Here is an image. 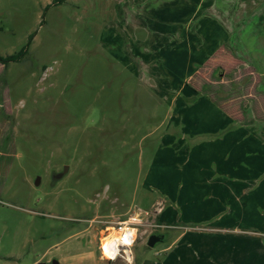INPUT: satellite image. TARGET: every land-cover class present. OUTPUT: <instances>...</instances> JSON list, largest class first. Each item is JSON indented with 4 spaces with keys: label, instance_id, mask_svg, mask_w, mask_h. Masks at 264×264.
Returning <instances> with one entry per match:
<instances>
[{
    "label": "rangeland",
    "instance_id": "374dc122",
    "mask_svg": "<svg viewBox=\"0 0 264 264\" xmlns=\"http://www.w3.org/2000/svg\"><path fill=\"white\" fill-rule=\"evenodd\" d=\"M52 2L0 0V56L35 33L26 58L0 63V264H264V148L208 156L200 148L222 136L186 128L252 105L228 81L237 76L215 70L201 90L180 75L145 76L119 58L131 56L116 7L127 0H67L42 24ZM147 7L133 9L146 25L139 40L163 35ZM182 83L176 99L162 93ZM207 163L224 169L203 172ZM143 210L131 253L109 260L113 226Z\"/></svg>",
    "mask_w": 264,
    "mask_h": 264
},
{
    "label": "crops",
    "instance_id": "0c3cea01",
    "mask_svg": "<svg viewBox=\"0 0 264 264\" xmlns=\"http://www.w3.org/2000/svg\"><path fill=\"white\" fill-rule=\"evenodd\" d=\"M127 1L128 3H118L116 7L123 9L118 11L120 19H124L119 22V28L126 31L122 26L127 23V31L132 33L131 45L127 46L132 57H119L128 68H135L137 62L132 61L133 58L139 63L137 66L141 74L162 77L159 79L164 82L168 81L164 78L169 75H180L185 78L184 83H190L195 90H201L200 78L208 82L209 75L215 70H222L224 75L231 78L237 76L232 82L228 81L232 84L239 82L247 93L252 105L246 104V111H237L239 115H232V111H229L231 115L218 118H188L190 127L186 128L190 131L208 129L210 132L205 137L217 134L222 136L221 140L203 145L200 151L207 152L208 156H216L222 151L232 154L235 151L264 148V0ZM143 3L149 6L145 10L150 16L146 18V24L150 29H161L163 34L156 39L139 40L140 37L135 35L136 31L146 26L143 21L133 20L135 5ZM121 4L128 6L121 7ZM184 83L176 91L162 84V93H172L171 100H174L183 91ZM183 113L184 110L177 118L184 131L188 123L182 116ZM232 124L230 129L234 131L227 130V126ZM200 166L203 172L213 171V167L217 170L224 169L223 166H213L212 163L198 167ZM156 205L164 204L162 200H158ZM209 217L219 219L221 216Z\"/></svg>",
    "mask_w": 264,
    "mask_h": 264
},
{
    "label": "built area",
    "instance_id": "2783aa9c",
    "mask_svg": "<svg viewBox=\"0 0 264 264\" xmlns=\"http://www.w3.org/2000/svg\"><path fill=\"white\" fill-rule=\"evenodd\" d=\"M162 209V208H161ZM161 209L157 210V213L161 212ZM141 218H137L136 216H133L129 220L121 221L116 223L115 226H113V231L115 232L114 236L110 235L108 240L109 241H116L118 245L117 247V254L115 255V258H117L118 254H120L121 250L128 255V253H131V248L136 242V238L138 237L139 234V226L142 223V216H146L148 212L146 211H141ZM140 213V210H136L135 214ZM160 227L162 228H169V227H164L161 225ZM109 230V229H107ZM103 245V244H102ZM111 247V246H109ZM101 252L102 247L100 248ZM114 259H109V260H114Z\"/></svg>",
    "mask_w": 264,
    "mask_h": 264
},
{
    "label": "trees",
    "instance_id": "16d2710c",
    "mask_svg": "<svg viewBox=\"0 0 264 264\" xmlns=\"http://www.w3.org/2000/svg\"><path fill=\"white\" fill-rule=\"evenodd\" d=\"M66 1L67 0H53V2L51 4L47 5L43 10L42 24L45 22L44 18L46 16V13L49 11V9L52 6L61 5V4L65 3ZM34 38H35V33H33L29 36L27 44L19 52L12 54V55H8V56H0V63L4 66H8L10 63L22 61L28 55L29 47L31 46ZM157 238H159V237L157 236ZM159 240H160V238H159ZM110 263L111 262H108V264H110Z\"/></svg>",
    "mask_w": 264,
    "mask_h": 264
},
{
    "label": "water",
    "instance_id": "95a60500",
    "mask_svg": "<svg viewBox=\"0 0 264 264\" xmlns=\"http://www.w3.org/2000/svg\"><path fill=\"white\" fill-rule=\"evenodd\" d=\"M69 172V167L65 166L62 172L59 173H53L52 174V181L53 184H57L58 182H60ZM159 241V238H157L156 236H151L149 241H148V246L149 247H154V245ZM55 264H58L57 262Z\"/></svg>",
    "mask_w": 264,
    "mask_h": 264
},
{
    "label": "bare ground",
    "instance_id": "6f19581e",
    "mask_svg": "<svg viewBox=\"0 0 264 264\" xmlns=\"http://www.w3.org/2000/svg\"><path fill=\"white\" fill-rule=\"evenodd\" d=\"M117 242L116 241H108L107 244L104 247V253L106 256L110 258H115V255L117 254V247H116ZM111 246V247H109Z\"/></svg>",
    "mask_w": 264,
    "mask_h": 264
},
{
    "label": "flooded vegetation",
    "instance_id": "af4514ba",
    "mask_svg": "<svg viewBox=\"0 0 264 264\" xmlns=\"http://www.w3.org/2000/svg\"><path fill=\"white\" fill-rule=\"evenodd\" d=\"M59 183V182H58ZM51 185L53 186V187H55V185L53 184V181H52V183H51ZM157 237V236H156ZM102 247H104V243H103V245H102Z\"/></svg>",
    "mask_w": 264,
    "mask_h": 264
}]
</instances>
